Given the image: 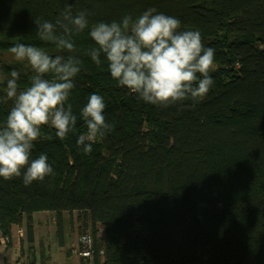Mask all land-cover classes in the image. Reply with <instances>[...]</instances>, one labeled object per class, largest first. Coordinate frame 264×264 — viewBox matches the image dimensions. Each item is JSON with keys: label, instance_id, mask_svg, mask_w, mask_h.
Masks as SVG:
<instances>
[{"label": "trees", "instance_id": "obj_1", "mask_svg": "<svg viewBox=\"0 0 264 264\" xmlns=\"http://www.w3.org/2000/svg\"><path fill=\"white\" fill-rule=\"evenodd\" d=\"M67 4L90 13L73 37L82 65L69 103L78 115L91 94L103 96L111 131L84 154L82 119L64 140L45 126L32 155L46 154L55 175L27 187L0 178L2 237L24 225L31 239L35 213L59 226L76 212L94 264H264V0H0V53L24 43L67 55L39 40L33 22H55ZM149 8L214 49L213 85L198 102L146 104L111 78L103 56L96 65L87 54L92 26ZM13 70L21 88L33 75L26 62H1L0 96ZM10 107L0 103V122Z\"/></svg>", "mask_w": 264, "mask_h": 264}, {"label": "clouds", "instance_id": "obj_2", "mask_svg": "<svg viewBox=\"0 0 264 264\" xmlns=\"http://www.w3.org/2000/svg\"><path fill=\"white\" fill-rule=\"evenodd\" d=\"M87 10L74 12L67 4L55 22L35 19L36 36L50 42L65 54H55L32 44L16 43L9 54L17 62H26L33 75L20 87V73L13 70L6 81L0 103L11 102L0 122V178H22L24 186L43 182L55 175L48 156L34 158V142L42 129L51 126L60 140L76 131L82 119L85 132L76 143L82 153L90 154L92 144L111 131L104 111L103 96L91 94L79 114L69 103L75 77L82 60L74 53L73 37L89 29ZM94 46L88 55L96 64L103 56L111 78L146 104L168 107L191 99L198 102L210 90L209 75L214 63V49L205 48L196 30H181V21L155 8L140 16L125 15L121 21L100 22L90 28ZM67 105V106H66Z\"/></svg>", "mask_w": 264, "mask_h": 264}, {"label": "rangeland", "instance_id": "obj_3", "mask_svg": "<svg viewBox=\"0 0 264 264\" xmlns=\"http://www.w3.org/2000/svg\"><path fill=\"white\" fill-rule=\"evenodd\" d=\"M12 60L15 59L10 54L0 53V63ZM37 217L40 225L35 226L36 231L31 239L26 237L24 225L18 227L22 228L21 236L18 238L24 239V261L27 263L29 261L31 264H75L76 259L78 261L76 246L80 236L83 235L80 214L76 212L71 215L62 214L59 226L57 218L52 213L40 212ZM12 234H14L16 241L17 236L14 227H12ZM101 235L102 232L98 231L97 237ZM14 252L15 250L12 249V253Z\"/></svg>", "mask_w": 264, "mask_h": 264}, {"label": "crops", "instance_id": "obj_4", "mask_svg": "<svg viewBox=\"0 0 264 264\" xmlns=\"http://www.w3.org/2000/svg\"><path fill=\"white\" fill-rule=\"evenodd\" d=\"M38 214L39 213H35L33 215V235L35 234L36 231L35 226L37 227V225H40V221L37 219ZM13 227L16 229L17 239L15 241V237L14 234H12V228H11L9 235V243L6 246L0 243V264H31L29 263V261L28 263L24 261V252H23L24 239L22 237L18 238L19 236H21L22 228H18L16 226ZM1 239H2V234L0 232V240ZM12 249L15 250L14 253H12ZM68 255L70 254L68 253ZM76 258H78L79 262L76 259L75 264H82V260L78 256Z\"/></svg>", "mask_w": 264, "mask_h": 264}, {"label": "built area", "instance_id": "obj_5", "mask_svg": "<svg viewBox=\"0 0 264 264\" xmlns=\"http://www.w3.org/2000/svg\"><path fill=\"white\" fill-rule=\"evenodd\" d=\"M0 243L6 246L7 243H9L8 237H2ZM76 254L82 260L83 264L94 263L96 253L93 247V239L90 233H86L80 236L76 247ZM102 255L103 252L99 251L98 256L102 257Z\"/></svg>", "mask_w": 264, "mask_h": 264}]
</instances>
